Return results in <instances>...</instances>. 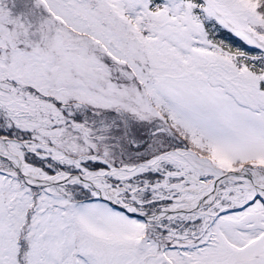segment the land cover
Returning a JSON list of instances; mask_svg holds the SVG:
<instances>
[{
  "label": "snow or ice",
  "instance_id": "6c2138e0",
  "mask_svg": "<svg viewBox=\"0 0 264 264\" xmlns=\"http://www.w3.org/2000/svg\"><path fill=\"white\" fill-rule=\"evenodd\" d=\"M0 264H264V0H0Z\"/></svg>",
  "mask_w": 264,
  "mask_h": 264
}]
</instances>
